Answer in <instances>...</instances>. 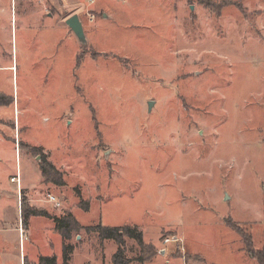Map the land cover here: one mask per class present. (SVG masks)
I'll use <instances>...</instances> for the list:
<instances>
[{
  "label": "rangeland",
  "instance_id": "obj_1",
  "mask_svg": "<svg viewBox=\"0 0 264 264\" xmlns=\"http://www.w3.org/2000/svg\"><path fill=\"white\" fill-rule=\"evenodd\" d=\"M0 95V264H264V0H0Z\"/></svg>",
  "mask_w": 264,
  "mask_h": 264
},
{
  "label": "trees",
  "instance_id": "obj_2",
  "mask_svg": "<svg viewBox=\"0 0 264 264\" xmlns=\"http://www.w3.org/2000/svg\"><path fill=\"white\" fill-rule=\"evenodd\" d=\"M6 96L0 95V102L1 104H6L7 106H10L14 101L11 98L9 103L5 102ZM33 151L36 153H41L40 149L33 148ZM42 164H41V173L42 176H44L45 180L51 181L54 183H58L59 180L62 178L61 173L56 170V168L46 159L42 158ZM22 219H23V226H28L27 220L29 219V216H37V217H50L51 220L54 222L55 230L56 232L63 236L64 244H63V260L62 264H68L71 260V255L73 254V247L65 242L71 240V233L75 231H79L81 229H84L80 223L74 219L71 216L68 217H52L48 214L46 211H41L35 208H29L27 210V207H25V200H23L22 203ZM26 218V220H25ZM86 232H94L99 236V240L102 242H105L106 240H113L117 243L119 246V251L113 256V264H126V260L123 259V249L122 246L124 245L125 238H130L135 241L141 246V248L147 250V248L144 245V237L143 234L138 231V229L133 228L131 226H120V227H112V226H103L102 224H98L96 226H90L87 227ZM243 236V232H239ZM248 238V237H247ZM244 239H246V234H244ZM249 239V238H248ZM255 259H259L264 263V253L261 257L255 256L250 254ZM57 259L55 257H41L39 260V264H56Z\"/></svg>",
  "mask_w": 264,
  "mask_h": 264
},
{
  "label": "water",
  "instance_id": "obj_3",
  "mask_svg": "<svg viewBox=\"0 0 264 264\" xmlns=\"http://www.w3.org/2000/svg\"><path fill=\"white\" fill-rule=\"evenodd\" d=\"M65 24L74 33L76 38H78L80 44H82L83 46L87 44V38L85 36L84 26L83 23H81L78 14H73L69 16L68 19H66ZM152 106H153V102H149V110L151 109ZM37 160L39 161V158Z\"/></svg>",
  "mask_w": 264,
  "mask_h": 264
},
{
  "label": "crops",
  "instance_id": "obj_4",
  "mask_svg": "<svg viewBox=\"0 0 264 264\" xmlns=\"http://www.w3.org/2000/svg\"><path fill=\"white\" fill-rule=\"evenodd\" d=\"M45 13V12H44ZM41 16H42V18H43V16H46L48 19H49V17H50V20H51V22H52V24L54 23V19L50 16V14H41ZM104 17H106V16H104ZM41 22H42V19H41ZM54 25V24H53ZM4 96V95H3ZM13 99V106H14V111L16 110V108H17V102L15 101V99H14V97L12 98ZM11 104V105H12ZM16 142V141H15ZM23 224V223H22ZM30 227H31V225L29 224L28 226H21L20 227V225H19V227H18V232H19V235L21 236V229H23L22 231H25V234H27V236L28 237H30V234H31V230H30ZM25 228V229H24ZM54 231L56 232V230H55V225H54ZM63 244H64V240H63ZM62 249H63V245H62ZM73 254L71 255V260L69 261V263L68 264H72V261H73V259H74V254H76V249L74 248L73 249ZM42 257H45V256H42ZM48 257H55L56 259H57V256L56 255H48ZM63 257V256H62ZM22 258V257H21ZM40 258H41V256H37L35 259H34V262H33V264H39V260H40ZM21 261V260H20Z\"/></svg>",
  "mask_w": 264,
  "mask_h": 264
},
{
  "label": "built area",
  "instance_id": "obj_5",
  "mask_svg": "<svg viewBox=\"0 0 264 264\" xmlns=\"http://www.w3.org/2000/svg\"><path fill=\"white\" fill-rule=\"evenodd\" d=\"M13 182H16L17 183V185H18V189L19 188H21V181H20V178L18 177V176H16V177H13L12 179H11V183H13ZM20 190V189H19ZM47 201L53 206V208L55 209V210H59L62 206H61V203L60 202H58L57 200H56V198L54 197V196H52V195H48L47 196ZM23 229H21V236H24V231H22ZM174 240H176L175 238H174ZM173 240V241H174ZM172 240H170L169 238H167L166 240H165V243L167 244V243H169V242H171Z\"/></svg>",
  "mask_w": 264,
  "mask_h": 264
},
{
  "label": "flooded vegetation",
  "instance_id": "obj_6",
  "mask_svg": "<svg viewBox=\"0 0 264 264\" xmlns=\"http://www.w3.org/2000/svg\"><path fill=\"white\" fill-rule=\"evenodd\" d=\"M48 15V14H47ZM3 105V104H2Z\"/></svg>",
  "mask_w": 264,
  "mask_h": 264
}]
</instances>
